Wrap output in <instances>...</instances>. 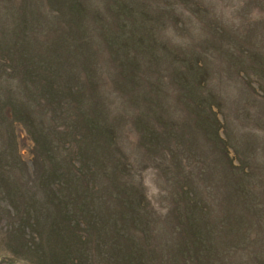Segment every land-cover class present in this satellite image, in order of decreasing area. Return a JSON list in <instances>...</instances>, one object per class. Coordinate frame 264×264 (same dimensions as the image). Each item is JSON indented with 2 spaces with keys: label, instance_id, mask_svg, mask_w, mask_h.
Masks as SVG:
<instances>
[{
  "label": "trees",
  "instance_id": "trees-1",
  "mask_svg": "<svg viewBox=\"0 0 264 264\" xmlns=\"http://www.w3.org/2000/svg\"><path fill=\"white\" fill-rule=\"evenodd\" d=\"M15 1L18 2L13 7L7 1V8H12L17 33L14 34L10 30L7 37L0 39V59L7 61L4 63L0 60L5 69L1 70L0 67V71L9 73L18 70L22 76L23 90H7L4 98L0 99V116L4 117L3 106L7 105L11 115L10 124L20 118L29 120L27 125L36 124L24 128L32 141L33 149L39 148L45 155L48 154L49 160L55 157V161L41 179L36 176L38 171L33 167L36 177L33 176V180L26 181L6 174L7 164H2L5 153L0 150V186L5 188L7 192L5 195L15 208L23 205V209L29 215L28 226L34 230L37 237L34 242L36 247L34 248L37 250L34 252L31 246L27 251H33L37 261L42 263L44 260L46 264H131L128 263V256L133 253L139 258L135 264H145L151 257L152 246L146 248L143 242L136 243L127 237L125 218L131 214L124 212V209L118 213L119 209L110 201L104 207V202L99 197L101 188L97 186L92 176L88 181L84 179L80 186L76 180H79L80 175H84L83 170L90 175H97L98 171L101 176L102 170L112 171L111 165L105 167V162L109 160V149L117 148L118 127L124 121L123 115L113 114L104 101L107 91L102 87L104 81L97 69V66L105 61L101 48L108 53L122 51V56L117 58V61L114 60L115 72L111 73L109 79L113 88L127 93L130 81L136 90L134 94L129 91L132 99H128V102L137 109H140V100L149 104L146 109L135 111L132 123L144 124V127L146 124H169L166 131L173 140L180 141L184 138L183 125L181 129H175L171 124L185 122L170 111L168 105L161 103L164 100L161 93L165 91V86L161 72L157 71L160 70L157 61L162 56L156 57V65L150 68L154 75L150 78L153 82L149 81V88L144 89L139 85L142 83V75L139 57H135V53L140 50L151 51L152 47H156L150 32L146 35L142 33L146 27L134 26L130 24L129 19L139 17L144 23L150 17L155 21L154 18L160 19V16L150 12L146 4L139 0H103L105 8L115 17L122 19V24L113 31L108 29L101 32L103 46L94 50L90 47L92 43L90 29L84 22L91 18L92 22H96V26L102 29L105 22L99 7L87 3V0H46L51 13L45 14L43 11L39 14L40 11L34 4L38 3V0ZM187 1L189 0L180 2L186 4ZM166 4L162 1L161 5ZM260 6L264 10V5ZM3 16L5 17V14ZM0 20L2 21V17ZM0 25L4 30L8 28L4 22ZM31 25L34 28H30ZM244 25L245 27H239L231 34L226 28L215 30L212 27L211 32L216 36L215 44H219L220 39L223 44L229 45L228 54L233 60V66L238 70L236 72V68L232 69H235L247 90L246 93L257 103L261 102L259 104H262L263 108L253 116V121L259 130L264 132V18L252 22L245 20ZM23 26L33 29L31 32L35 33L47 29L48 36L45 37L47 41L43 43L42 39H38L40 33L37 36L29 35L35 37L33 39L24 36L26 30L22 28ZM184 58L181 60L177 58L178 66L186 70L179 69L177 73L171 74V80L183 87L180 101L186 102L185 108L190 110L193 122L199 123L202 116L205 117L204 111L207 110L213 119H207L204 123L212 124L213 120L215 124L222 126L224 139L218 135L215 138L223 155L225 154L229 172L239 173V178L232 185L233 194L229 195L230 201L236 200L235 205L230 202L229 208L219 210L216 216L210 219L207 214L212 213V210L205 200L201 203L200 197L197 198L198 191L193 192L192 176L179 181L172 174L171 166L163 163L159 167L161 171L167 173L170 184L174 185L178 192L177 200L174 201L176 218L177 221L180 219L184 222L187 233L177 245L179 252L176 255L180 254L182 260L180 264H187L190 260L197 261L198 257L206 254L213 256L215 264L216 259L224 264V259L228 260L235 256L236 260L232 264H237L242 262L240 256L244 253L254 259L248 261L247 257L243 264H264L263 231L256 233L263 227L261 223H264V201L258 203L255 192L263 189L264 194V133L261 136L249 135L250 141L246 143L249 146L246 147L243 143V150L236 148L227 135L224 125L228 122L227 117L222 109H219V104L215 103L216 99L212 100L210 94L202 93L205 91L201 87L207 79L206 66L197 60L198 57L195 55H190L186 61ZM174 60L175 57L172 61ZM191 73L196 74L195 78L188 79L187 75ZM253 82L257 89L252 86ZM117 90L114 89L117 94H121ZM97 92H100L98 98L89 102L90 94ZM7 96L14 101L7 102ZM212 106L217 107V111L220 112L222 123L215 118L216 112L212 111ZM171 108L174 106L171 105ZM159 134L160 132L152 125L145 130L143 138L148 144H158L157 142L161 140ZM211 136L213 137V133ZM67 140L73 146L66 144ZM61 141H64L62 145ZM214 142L213 137L212 144ZM169 144V141H162L153 152L164 151L167 156L172 157L170 151L172 148ZM140 147L145 152L153 150H147L144 145ZM226 147L233 150L236 165L232 164V159L226 157ZM62 149L65 155L61 161L63 166H58L56 155L58 151L62 154ZM184 153L188 156H197L194 154L195 151L189 148H186ZM247 155L252 157L251 160ZM74 159L79 162L78 166L74 164ZM83 160L89 161L90 165L85 164L88 170L83 168ZM193 162L201 164L199 160ZM90 166L97 167L95 173L90 171L92 170ZM114 168L119 171L120 166L115 165ZM107 175L110 178L109 173ZM36 178L40 180L39 189L42 193L40 200L36 196V191L31 190L32 183L29 182L35 183ZM117 181L121 188L115 187L116 195L111 192L112 187L105 193L109 198L123 200L134 208L136 200L133 199V194L129 195L128 191H132L129 183ZM253 243V250L250 249L248 252L247 249ZM256 245L259 246L258 251L254 249Z\"/></svg>",
  "mask_w": 264,
  "mask_h": 264
},
{
  "label": "rangeland",
  "instance_id": "rangeland-1",
  "mask_svg": "<svg viewBox=\"0 0 264 264\" xmlns=\"http://www.w3.org/2000/svg\"><path fill=\"white\" fill-rule=\"evenodd\" d=\"M7 1L11 4V7L18 2L15 0H0V17H2L0 23L4 22L8 27L4 30L0 25V39L7 37L10 30L14 34L17 33V27L14 26L16 18L12 15L14 14L12 8H7ZM139 1L145 3L154 15L160 16V19L154 18L155 21L152 19L153 17H150L144 23L139 17H134L133 14L134 18L132 19L126 17L127 20L129 19L130 24L134 26L141 28L140 26L144 25L146 30L142 33L146 35V33L150 32L151 38L155 41L156 48L152 47L151 51L140 50L135 53V57H139L140 74L142 75V83L139 85L144 89L149 88V81L153 82L150 78L154 75L150 72V68L156 65V57L159 55L164 57L159 58L157 61L160 66V70L157 71L161 72L165 86V91L161 93L164 96V100L161 103L164 102L163 104L168 105L171 109L170 111H173L178 118L185 122V124H171L175 129H181L183 125L184 138L180 141L173 140L166 131L169 124H146V127H144V124L132 123L135 111H142L149 104L147 101L140 100L139 104L141 106L140 109H137L128 102V99H132L129 91L134 94V90H136L135 86H131L130 81H128L129 91L127 93H122L124 91L113 88L109 79L112 76L111 73L114 74L115 72L114 60L117 61V58L122 56V51H120L121 54L118 51L117 53L114 51L108 53L107 50L101 48L103 46L101 32L108 29L111 31L117 29L122 24V19L110 13L105 8L103 0H87V3L100 8V14L103 17V22H105L102 29L98 28L96 26L97 23L92 22L91 18L88 19V22H84L90 29V41L92 42L90 47L94 48V50L96 47H100L104 57L103 60H105L97 66L98 72L102 74L104 81L102 87L107 91L104 101L113 114H122L124 121L118 127L119 136L117 140L119 142L116 149L119 151L113 149V147L112 149L109 147V160L105 162V167L111 165L112 171L107 172L102 170L101 176L98 171L97 175H90L89 172L83 170L84 175H80L79 180L76 181L77 185L80 186L84 179L88 181L91 178L90 176H92L97 186L101 188L99 197L104 202V207L110 201L115 208L119 209L118 213L124 209V212L131 214V216H126L125 218L127 237L132 238L136 243L137 241L143 242L146 248L152 246L150 248L154 251L153 254L151 250V257L147 259L145 264H180L182 260L180 254L176 255L179 252L177 245L185 234L187 235L186 228L184 222L180 219L177 221L178 219L176 218L177 211L174 201L177 200L176 196L178 192L174 185L170 184V178L167 173L161 171L159 167L163 163L164 165L171 166L172 174L179 181L183 178L188 179L190 175L192 176L191 184L193 185V192L198 191L199 195L197 194V198L200 197L201 203L205 200L212 210V213L207 214V217L210 219H213L219 210L223 211L225 208H229L230 202L235 205L236 200L232 199L230 201L229 195L234 192L232 185L237 182L239 173L229 172L226 166L227 161L224 158L225 154L223 155L220 145L217 144L216 135L224 139L222 126L220 127L219 124H215L213 120L212 124L204 123L207 119H213L207 110L204 111L205 117L202 116L199 123L193 122L190 110L185 108L186 102L180 101L182 99L183 87L171 80V74L177 73L179 69L180 71L186 70L183 67L179 68L177 58L181 60L185 57L183 60L186 61L190 55L198 57L197 60H200L207 68V79L201 87L205 92L202 93L210 94L212 100L216 99L215 103L219 104V109L221 108L227 117L228 122L224 125L226 126L227 135L232 140L231 142H233L232 144L235 147L237 146L236 148H239V150H243V143H245L246 147L249 146V144H246L250 141L248 139L249 135L255 134L261 136L264 133L259 130L257 124L253 121V116H256L263 107L262 104H259L261 102L257 103L246 93V88L236 74L238 69L233 66V60L228 54L229 45L223 44V41L218 37L220 43L215 44L217 39L211 31L213 30L212 27L215 30L217 28H226L231 34L235 29L245 27V20L252 22V20L264 18V10L260 6V4L264 5V0H189L186 4H182V0ZM162 1L167 4L165 6L161 5ZM46 3V0H38V3H34L40 11L39 14L43 11H45V14L51 13ZM3 14H5V17ZM74 19H76L75 16ZM126 19H123V21L126 22ZM22 28L26 30L24 36H27L29 39L35 38L29 35L37 36L40 33L38 39H42L43 43L47 41V38H45L48 36L47 29H42V31H36L35 33L31 32L33 29H29L26 26ZM30 28L34 27L31 25ZM147 28H149L148 31ZM146 40L148 41L147 37ZM163 53H166L167 56L166 54L163 56ZM174 57L176 60L173 62L172 59ZM0 60L3 61V59ZM3 62L6 63L7 61ZM3 65L0 63L1 70L4 69ZM232 68H236V72ZM194 74L187 75V78H195L196 74ZM22 81V76L19 75L18 70L9 73L0 71V99L4 98L7 90L20 89L22 91ZM252 86L257 89L254 82ZM114 89L121 94H117ZM99 94L100 92L90 94L89 102L96 100ZM10 100L14 101L13 98L7 96L6 101L10 102ZM171 105L174 108H171ZM216 108L212 106V111L216 112L215 118L222 123V116ZM3 110L4 117L0 116V150H3L5 153L2 164H7L8 172L6 174L13 175V177L15 176L21 180H33V176L35 175L32 168L35 167L38 171L36 176L41 179L45 171L50 168L51 163L55 161V157L49 160L48 154L45 155V152L43 153L39 148L33 149L32 141L24 128L36 126V124L27 125L29 120L25 121L22 118L10 124L11 115L8 106L4 105ZM12 117L14 118L15 116L12 115ZM152 125L160 132L159 137L161 140L157 142L158 144H148L143 138L145 130ZM212 133L216 142L213 144ZM166 140L170 142L169 145L173 150L169 148L172 157L167 156L164 151H160L159 153L153 152L160 142H167ZM182 141H185V143H182ZM251 142L254 143L252 140ZM62 143L64 141H61V145ZM66 144H69L70 147L73 146L68 140ZM142 145L147 150H153L145 152L140 147ZM186 148L194 150V154L198 157L185 154L184 150ZM61 152L62 154L58 151L56 155L59 163L58 166H63L61 161L65 157L63 149ZM225 153L226 157L232 159V164L236 165L237 161H235L233 150L230 147H226ZM247 158L251 160L252 157L247 155ZM193 160H199L201 164H194ZM73 162L78 166L79 162L76 159ZM82 164L84 169H87L85 168V164L90 165L88 160H83ZM115 165L120 166L119 171L114 168ZM90 167L92 168L90 171H94L95 173L97 167ZM107 173H109L110 178ZM117 180L125 184L129 183L128 186L132 188V191H128L129 195L133 194L132 197L136 200L134 208L123 200L118 201L115 199L116 202L105 193L106 190L112 187L111 192L114 196L116 195L114 191L115 187L121 188ZM29 182L32 183L31 190L36 191V196L40 200L42 198V193L39 189L40 180L38 181L36 178L35 183L33 181ZM255 192L256 197L258 196V203L261 200L264 201L263 189ZM6 193L5 188L0 186V264H46L44 260H42V263L38 262L36 256L33 255V251L37 250L34 245L37 237L34 230L28 226V213L23 209V205L15 208L12 202L9 201V198L6 197ZM127 206L129 207L126 209ZM261 224L263 225L261 227L262 230H257L256 233L258 234L263 231L264 240V223ZM31 246L33 247V251L28 252L27 248ZM253 246L254 243L251 244L247 251L249 252ZM258 247V245L255 246V251L259 250ZM247 257L248 261L251 258L252 260L254 259L251 255L247 256V254L241 253L240 258L243 260L237 264H243ZM138 259V255L133 253L128 256V263L135 264L138 262ZM196 260H190L187 264H215L214 258L210 254L198 257ZM224 260V264H232L236 260V257L232 256L228 260L227 258ZM216 264L222 263L216 259Z\"/></svg>",
  "mask_w": 264,
  "mask_h": 264
}]
</instances>
